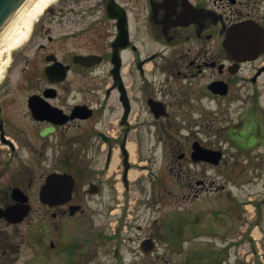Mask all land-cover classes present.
<instances>
[{
	"label": "flooded vegetation",
	"instance_id": "obj_1",
	"mask_svg": "<svg viewBox=\"0 0 264 264\" xmlns=\"http://www.w3.org/2000/svg\"><path fill=\"white\" fill-rule=\"evenodd\" d=\"M43 16L0 80V210L17 207L0 214V264L15 261L25 241L15 227L41 208L44 264H173L181 243L210 231L180 236L181 206H166L220 194L225 185L204 175L228 159L203 139L161 143L162 160L167 149L176 156L163 176L140 138L180 124L207 133L236 102L251 115L223 127L244 155L259 144L253 160L264 162V0H52ZM195 140L224 159H194ZM168 180L173 197L159 190ZM45 181L60 200L39 199Z\"/></svg>",
	"mask_w": 264,
	"mask_h": 264
},
{
	"label": "rangeland",
	"instance_id": "obj_2",
	"mask_svg": "<svg viewBox=\"0 0 264 264\" xmlns=\"http://www.w3.org/2000/svg\"><path fill=\"white\" fill-rule=\"evenodd\" d=\"M43 11L35 19H43ZM24 12L0 36V80L7 77V69L12 59L13 50L27 38L29 30H25L23 25ZM18 28H20V31L25 30L26 32L23 31L24 34L21 36ZM8 78H12V76ZM261 92L260 102L261 105H264V87H261ZM243 107L241 108V103H230L227 114L221 113L223 117H219L217 114L214 115L217 116L212 119V124H215L214 129L207 133L192 135L187 125L180 124L177 130L170 129L169 133L154 135V133L150 134L145 131L142 138L139 137L144 143L143 150L147 155L154 154L153 171L157 170L163 176H172L170 171L171 161L176 156L166 148L167 150L164 152L165 159L162 160L157 147L161 143L176 144L177 141L182 144L188 143L194 138L203 139L210 143V146L220 145L224 147L228 159V163L212 166L206 170L204 175L211 176L225 185V189L220 194L218 192L205 196L201 192L198 196H195L196 198L193 196L192 199L174 196V198H171V200L174 199V201H171L172 204L166 206L176 209L181 206L177 211L180 214V236L202 229L210 231V233L201 235L195 240L181 243V246L176 249L177 253L172 257L173 264H264V162L257 163L253 160L254 153H258L260 147L253 150L259 145L258 143V145L254 144L253 147H250V151L246 153L247 155L242 154L241 150L235 148L234 140L228 136L227 130L223 127L225 123L231 125L233 121L236 122V118L241 112H243L242 119H248L252 112L251 108H247L246 105H243ZM9 111L11 112V107ZM215 119H219L220 122L214 121ZM219 125L222 129L217 127ZM129 141H134V137L131 136ZM22 153L24 157L30 159V152L23 151ZM47 154L49 156L50 153L46 152L45 155L47 156ZM53 154L55 153L52 152ZM183 164V162L180 163L181 166ZM198 166L189 167L197 176L203 175L198 172ZM36 169H38V166H36ZM155 174L157 175V173ZM139 175L144 176L145 171ZM170 185L169 180L160 185L159 190L164 194V197H173L172 194L166 193L167 190H170ZM183 191L190 194L192 192L186 187ZM140 192L136 189L133 190L134 197L139 196ZM164 197L160 193L157 199L161 200ZM247 197L252 198L251 203L245 202V206L235 208L234 201H240ZM258 199H262L260 201L262 210L259 212V221L255 224L253 222L255 221L254 214L256 211L255 201ZM167 200L170 199L165 198V201ZM177 201H180V205L177 204ZM39 214H42V216L39 217ZM29 218L25 223L15 227L18 230L17 233L24 235L25 241L22 243L21 240L20 248L17 251L19 255L12 264H44L45 253L42 252V248L46 244L39 232V226L43 225L45 220L43 209L35 210ZM5 230L12 233L13 227L5 228ZM255 230L257 233H255ZM28 233H30V239L40 247V253H35L29 242L26 241ZM235 237L238 239L236 245L233 244L235 239H232ZM248 237L251 238L252 243H250ZM224 243H226V246H224ZM218 255L224 258L222 263L213 260ZM136 260L138 261L137 264H143L141 259L136 258Z\"/></svg>",
	"mask_w": 264,
	"mask_h": 264
},
{
	"label": "water",
	"instance_id": "obj_3",
	"mask_svg": "<svg viewBox=\"0 0 264 264\" xmlns=\"http://www.w3.org/2000/svg\"><path fill=\"white\" fill-rule=\"evenodd\" d=\"M25 1L26 0H0V35ZM195 154L196 159H207L212 162H217L219 160V152L210 149L198 147L196 148ZM46 189L47 184L42 185L40 190V197L42 200H45ZM14 208L16 209L17 207ZM12 211L13 207H10L5 213H12Z\"/></svg>",
	"mask_w": 264,
	"mask_h": 264
},
{
	"label": "bare ground",
	"instance_id": "obj_4",
	"mask_svg": "<svg viewBox=\"0 0 264 264\" xmlns=\"http://www.w3.org/2000/svg\"><path fill=\"white\" fill-rule=\"evenodd\" d=\"M51 0H28V2H26V4H24V6H22L19 10V12H17L15 14V16L13 17V21H11L10 24H8V26L5 28L7 29L8 27H10L12 25L13 22H15V20L17 19V17H19V15H21V13H23L24 11V19H23V25L25 30H29L32 21L43 11L44 7L50 2ZM25 30L24 33L26 32ZM5 31V30H4ZM23 31H20V28H18V32H20L19 34L22 36ZM4 33V32H3ZM129 148L132 150V146L131 144H129ZM137 172L135 170L130 171V175H136ZM255 233H257V231L255 230Z\"/></svg>",
	"mask_w": 264,
	"mask_h": 264
}]
</instances>
